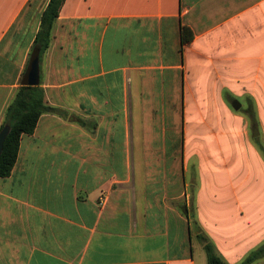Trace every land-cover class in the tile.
<instances>
[{"label": "crops", "instance_id": "1", "mask_svg": "<svg viewBox=\"0 0 264 264\" xmlns=\"http://www.w3.org/2000/svg\"><path fill=\"white\" fill-rule=\"evenodd\" d=\"M49 2L0 0V126L35 59L54 109L0 178V264H264V0H64L39 57Z\"/></svg>", "mask_w": 264, "mask_h": 264}, {"label": "trees", "instance_id": "2", "mask_svg": "<svg viewBox=\"0 0 264 264\" xmlns=\"http://www.w3.org/2000/svg\"><path fill=\"white\" fill-rule=\"evenodd\" d=\"M64 0H50L41 19V27L34 47L39 52V57L46 51L49 43V35L53 23L58 17L59 10ZM192 34L188 28L183 27L180 32L181 44L189 43ZM54 109L47 106L44 101V92L37 86L22 84L8 105L0 130L8 125L10 132L4 142L0 156V178L8 177L17 159L19 144L22 136L33 134L40 116ZM207 264H224L214 253L210 244L204 245ZM264 252V248L258 250ZM257 257V253L245 259L241 264H250Z\"/></svg>", "mask_w": 264, "mask_h": 264}, {"label": "rangeland", "instance_id": "3", "mask_svg": "<svg viewBox=\"0 0 264 264\" xmlns=\"http://www.w3.org/2000/svg\"><path fill=\"white\" fill-rule=\"evenodd\" d=\"M198 108H201L202 111L204 109V107H198ZM217 112L220 115H222L223 110H221L219 108ZM204 113H205V111H204ZM186 115L188 116V120L185 123L186 129L188 131L187 132V136H188L187 144H188V146H192L195 143L194 131H195V129L200 130L201 128L198 127L200 123L198 121L194 120V115H196V114H195L194 109H192L191 106H188L186 108ZM219 123L224 124V123H226V121L223 120V117H222L221 118V122H219ZM250 124H251V126L249 127L248 137L251 139V130L254 128L255 124L254 123H250ZM213 129H214V132L216 133L215 134V137H212L210 135L209 138H207L206 141L207 142L209 141V142L213 143V147H214L215 155H216L215 161L218 163V162H221L222 161L223 152H224V149L223 148L225 147V141H226V139L219 132V131H221V129L217 126V123H214ZM170 140L171 139L168 138L167 144H169V141ZM218 147H220V148L218 149ZM205 255L206 254L204 252H202V256H201V259H200L201 261L198 260L197 261V264H204L207 261V260L205 261Z\"/></svg>", "mask_w": 264, "mask_h": 264}, {"label": "water", "instance_id": "4", "mask_svg": "<svg viewBox=\"0 0 264 264\" xmlns=\"http://www.w3.org/2000/svg\"><path fill=\"white\" fill-rule=\"evenodd\" d=\"M38 84V63L37 60L31 61L28 72H27V80L25 82L26 86H36ZM235 108H237L235 106ZM10 132V127L8 125L4 126L0 130V156L2 153L4 142Z\"/></svg>", "mask_w": 264, "mask_h": 264}]
</instances>
